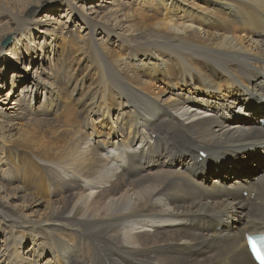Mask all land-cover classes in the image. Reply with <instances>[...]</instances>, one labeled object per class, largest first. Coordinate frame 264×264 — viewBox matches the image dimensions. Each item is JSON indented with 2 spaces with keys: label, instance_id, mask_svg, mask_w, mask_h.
I'll list each match as a JSON object with an SVG mask.
<instances>
[{
  "label": "bare ground",
  "instance_id": "bare-ground-1",
  "mask_svg": "<svg viewBox=\"0 0 264 264\" xmlns=\"http://www.w3.org/2000/svg\"><path fill=\"white\" fill-rule=\"evenodd\" d=\"M0 87V264H256L264 0H0Z\"/></svg>",
  "mask_w": 264,
  "mask_h": 264
},
{
  "label": "rangeland",
  "instance_id": "rangeland-1",
  "mask_svg": "<svg viewBox=\"0 0 264 264\" xmlns=\"http://www.w3.org/2000/svg\"><path fill=\"white\" fill-rule=\"evenodd\" d=\"M7 40V39H6ZM6 40H4L3 41V45L4 46H7L8 44H6L5 43V41ZM38 41H39V39H38ZM39 43V42H38ZM42 44V43H41ZM40 59V58H39ZM42 62V61H41ZM39 64H40V60H39ZM43 64H44V62H43ZM42 64V65H43ZM38 66V65H37ZM0 90H2V91H5V89L4 88H2V87H0ZM19 92H20V89H19ZM30 92H34L35 93V95H32V94H30ZM24 93L25 94H27L28 95V99L30 100V102L33 104V105H35V106H38L39 104H41L43 101H44V94H43V92L41 93V92H39V91H37L36 90V88L35 87H30L29 88V90H25L24 91ZM115 113V111H113L112 112V114H114ZM96 118V120H98L99 118H97V117H95ZM101 120V119H100ZM89 130V129H88ZM246 160H247V158H246ZM246 160H242V161H244L245 163H246ZM241 161V162H242ZM249 161V160H248ZM250 162H252V161H250ZM240 163V162H239ZM248 164H249V162H248ZM248 168H250V169H257V166H248ZM24 244V243H23ZM29 244H27V246H28Z\"/></svg>",
  "mask_w": 264,
  "mask_h": 264
},
{
  "label": "snow or ice",
  "instance_id": "snow-or-ice-1",
  "mask_svg": "<svg viewBox=\"0 0 264 264\" xmlns=\"http://www.w3.org/2000/svg\"><path fill=\"white\" fill-rule=\"evenodd\" d=\"M253 250L256 251L254 245H253ZM256 256H257V259L261 260V264H264V257H261L259 252H256Z\"/></svg>",
  "mask_w": 264,
  "mask_h": 264
},
{
  "label": "water",
  "instance_id": "water-1",
  "mask_svg": "<svg viewBox=\"0 0 264 264\" xmlns=\"http://www.w3.org/2000/svg\"><path fill=\"white\" fill-rule=\"evenodd\" d=\"M10 42V40H6L5 43L8 44Z\"/></svg>",
  "mask_w": 264,
  "mask_h": 264
}]
</instances>
